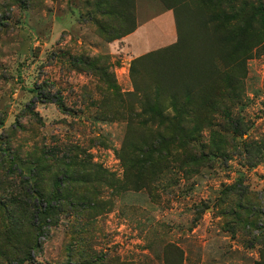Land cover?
Here are the masks:
<instances>
[{
    "label": "rangeland",
    "instance_id": "rangeland-1",
    "mask_svg": "<svg viewBox=\"0 0 264 264\" xmlns=\"http://www.w3.org/2000/svg\"><path fill=\"white\" fill-rule=\"evenodd\" d=\"M103 1L0 0V264H264V0H238L239 33L229 0H137L134 17L122 0L123 23ZM168 47L201 88L193 173L177 147L155 168L134 152L153 134L130 64Z\"/></svg>",
    "mask_w": 264,
    "mask_h": 264
},
{
    "label": "trees",
    "instance_id": "trees-1",
    "mask_svg": "<svg viewBox=\"0 0 264 264\" xmlns=\"http://www.w3.org/2000/svg\"><path fill=\"white\" fill-rule=\"evenodd\" d=\"M159 1L164 5L162 0ZM171 1L178 3L179 0ZM211 1L216 3L217 8L221 9L222 5L220 4L226 0ZM237 2L238 0H229L227 9L232 11L234 18V30L232 31H238L239 33L248 29V25L241 21L246 5ZM112 3L118 8L116 15L123 23L127 18L128 4L125 6L122 0H105L103 3H98L97 6L103 7V16H107L114 7L111 5ZM206 3L208 2L204 1V4ZM166 9L175 12L172 7L167 6ZM132 10L134 17L135 0L132 3ZM252 14L253 18H260L264 22V7L261 5L252 7ZM108 27H110L108 24L98 27L99 34L107 37L106 41L122 39L131 34L136 28L134 25L131 31L109 38L106 32ZM170 52L171 47L150 52L134 59L130 64L129 72L133 90L132 92H127V95L132 100V103L137 104L140 115L144 116L138 124L153 134L144 145L136 147L134 152L142 155V157L150 152L156 153L158 155L157 160H154L150 154L147 156V165L155 168L156 164H159L164 158L174 161L176 157L175 155L170 156V148L177 147L183 154L182 157L185 164L189 166L185 172L193 173L198 168L202 157L201 144L199 143L202 122L197 118V108L189 100V97L194 93H199L201 88L199 86L189 87L180 83L181 79H185L188 76L189 70L185 64H181L173 58H168L167 54H170ZM230 73L229 65L223 67L222 74L224 77L231 78ZM219 96L221 95L216 97ZM150 97L155 99L149 100ZM157 98H164L165 100L160 102ZM179 99L185 100L179 102ZM216 107L215 103L209 105L210 110L213 111ZM169 112L173 114H169ZM180 113L182 115L185 114V117L178 119ZM127 123L128 125L132 124V119L131 121L127 120ZM160 129L163 132H159ZM172 130L181 134L182 138L180 139L177 134L171 133ZM156 131L161 135H157ZM133 147L134 144H132ZM128 164L132 166L133 161L129 159ZM84 182L82 181V183Z\"/></svg>",
    "mask_w": 264,
    "mask_h": 264
},
{
    "label": "crops",
    "instance_id": "crops-1",
    "mask_svg": "<svg viewBox=\"0 0 264 264\" xmlns=\"http://www.w3.org/2000/svg\"><path fill=\"white\" fill-rule=\"evenodd\" d=\"M159 1V0H158ZM135 8H136V10H137V0H135ZM168 10V9H167ZM169 11H171V10H169ZM137 30H138V22H137V24H136V28H135V30L131 33V34H129L128 36H126L125 38H122L123 40L125 39V40H127V39H129L131 36H133V35H135L136 34V32H137ZM146 55V54H145ZM144 56V55H143ZM141 57V56H140ZM136 58H138V57H136Z\"/></svg>",
    "mask_w": 264,
    "mask_h": 264
}]
</instances>
